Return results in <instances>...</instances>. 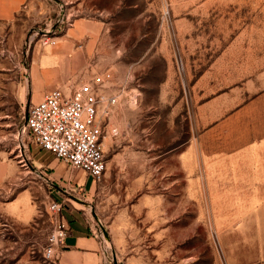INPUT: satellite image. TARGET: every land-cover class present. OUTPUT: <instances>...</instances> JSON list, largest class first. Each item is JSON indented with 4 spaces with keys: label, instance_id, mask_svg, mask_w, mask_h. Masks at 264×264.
I'll return each instance as SVG.
<instances>
[{
    "label": "rangeland",
    "instance_id": "374dc122",
    "mask_svg": "<svg viewBox=\"0 0 264 264\" xmlns=\"http://www.w3.org/2000/svg\"><path fill=\"white\" fill-rule=\"evenodd\" d=\"M49 1L44 21L0 33V264H56L53 199L107 230L113 264H264L249 228L264 214L239 213L246 200L222 197L225 184L203 171L205 148L236 142L229 129L264 130V0ZM80 22L88 32L75 47L93 55L64 85L109 71L118 98L99 117L108 165L90 196L40 174L46 152L24 129L33 50L55 46L32 34L47 28L57 45Z\"/></svg>",
    "mask_w": 264,
    "mask_h": 264
},
{
    "label": "crops",
    "instance_id": "0c3cea01",
    "mask_svg": "<svg viewBox=\"0 0 264 264\" xmlns=\"http://www.w3.org/2000/svg\"><path fill=\"white\" fill-rule=\"evenodd\" d=\"M54 7L49 0H0V33L9 30L11 26L28 31L44 21ZM86 27L85 22H80L72 34L61 36L57 45L48 49L34 48L29 63V74L26 77V80L31 82L33 103L40 101L47 91L56 87L70 91L74 87L71 89L65 87L64 82H78L83 78V70L93 51L89 46L86 50L76 49L75 39L84 37V33L86 35L88 32ZM227 136L229 139H236V142L222 143L218 148L213 146L209 151L208 148L204 149L205 179L211 181L218 177L219 183L225 184L224 190L227 194L222 197L246 200L240 204L244 210L239 213L264 214V130H258L253 136H248L229 129ZM34 145L42 152H46L40 158L35 157L38 168L43 169L40 171V174L44 173L43 177L63 176L64 186L69 187L67 182H70L89 196L96 193L97 182L92 176L68 165L66 166L69 169L66 170L64 163L52 152L43 150L37 144ZM32 148L33 145L30 147L31 153ZM189 165L195 166L194 161ZM79 209L81 208L69 209L67 205L63 207V218L67 221L69 230L64 244L56 249L55 263L106 264L100 240L92 233L90 224L92 218ZM249 228L260 231L258 237L264 240L263 223ZM239 229L248 230L246 224ZM262 242L264 245V241Z\"/></svg>",
    "mask_w": 264,
    "mask_h": 264
},
{
    "label": "built area",
    "instance_id": "2783aa9c",
    "mask_svg": "<svg viewBox=\"0 0 264 264\" xmlns=\"http://www.w3.org/2000/svg\"><path fill=\"white\" fill-rule=\"evenodd\" d=\"M47 25V24H46ZM47 28L38 29L32 38L41 34L43 45H56ZM113 75L107 71L95 75L70 91L57 87L47 91L28 110L24 129L43 150L50 151L68 166L81 169L100 182L107 171V159L103 150L104 131L100 121L101 113H108L109 106L118 101L107 94ZM78 202L81 199L75 198ZM65 201L51 200L49 211L56 216V225L49 238L46 255L57 259L56 249L64 244L69 225L61 218ZM92 225V224H91ZM92 233L99 238L106 264H113L107 230L98 223L92 225Z\"/></svg>",
    "mask_w": 264,
    "mask_h": 264
},
{
    "label": "water",
    "instance_id": "95a60500",
    "mask_svg": "<svg viewBox=\"0 0 264 264\" xmlns=\"http://www.w3.org/2000/svg\"><path fill=\"white\" fill-rule=\"evenodd\" d=\"M27 114H28V112L26 113L25 119H27Z\"/></svg>",
    "mask_w": 264,
    "mask_h": 264
}]
</instances>
